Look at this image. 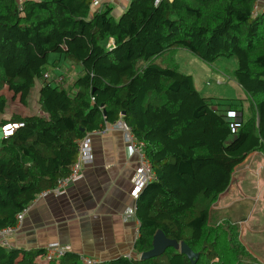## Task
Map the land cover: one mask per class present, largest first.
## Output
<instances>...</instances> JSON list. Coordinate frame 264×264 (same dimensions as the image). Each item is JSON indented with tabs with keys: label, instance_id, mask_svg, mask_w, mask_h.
<instances>
[{
	"label": "trees",
	"instance_id": "1",
	"mask_svg": "<svg viewBox=\"0 0 264 264\" xmlns=\"http://www.w3.org/2000/svg\"><path fill=\"white\" fill-rule=\"evenodd\" d=\"M257 1L130 0L116 17L92 0H0V113L8 106L4 87L27 106L41 83L40 113L0 121V229L15 226L19 213L71 174L79 140L122 121L156 175L134 205L139 256L162 230L199 254L195 264H262L239 241L238 224L215 227L214 210L235 168L264 154V10ZM178 49L209 65L235 59L231 75L247 98L202 95L178 69ZM62 65L76 71L70 82L55 75ZM8 123L23 125L4 135ZM46 247L0 244V264H84L73 252L40 259ZM94 264L192 262L170 247L151 259Z\"/></svg>",
	"mask_w": 264,
	"mask_h": 264
},
{
	"label": "crops",
	"instance_id": "2",
	"mask_svg": "<svg viewBox=\"0 0 264 264\" xmlns=\"http://www.w3.org/2000/svg\"><path fill=\"white\" fill-rule=\"evenodd\" d=\"M129 2L101 0V4L113 8L116 17L124 12ZM256 7L264 10V0H258ZM63 65L53 69L55 75L61 74L64 79L72 80L76 71L69 72ZM118 128L116 124L107 125L105 130L89 135L92 156L81 176L63 194L39 197L30 205L18 232L10 240L12 247L36 250L58 242L69 245L71 252L97 262L125 255L137 257L135 242L139 223L134 218H124L126 209L134 206L136 201L132 196V182L137 164ZM250 155L244 163L252 162L251 165L258 167L264 175V154L254 152Z\"/></svg>",
	"mask_w": 264,
	"mask_h": 264
},
{
	"label": "rangeland",
	"instance_id": "3",
	"mask_svg": "<svg viewBox=\"0 0 264 264\" xmlns=\"http://www.w3.org/2000/svg\"><path fill=\"white\" fill-rule=\"evenodd\" d=\"M175 54L178 69L183 73L192 75L194 83L202 95H213L217 98H224L223 100L245 96L246 92L234 81L233 75H231L236 69L235 59L220 58L214 65H209L185 49H178ZM65 71L67 72V70ZM67 81L70 82L71 80L67 79ZM64 82L66 83V81ZM40 86L41 83L37 80L27 98V106H24L4 87L1 93L6 96L8 106L3 114L0 113V121L11 118L15 114L40 113L37 103ZM118 129L123 134L124 144L133 152L138 167L139 155L128 145V138L122 129ZM251 164L250 161L247 163L243 161L237 167L230 188L220 195L214 204V210H217L215 227H218L219 223L223 224L226 220L234 222L235 225L238 224L239 241L258 261L264 264V175L258 170V167L256 168ZM234 184L235 189L233 190ZM132 196L135 198L134 186ZM136 256L139 257V254Z\"/></svg>",
	"mask_w": 264,
	"mask_h": 264
},
{
	"label": "built area",
	"instance_id": "4",
	"mask_svg": "<svg viewBox=\"0 0 264 264\" xmlns=\"http://www.w3.org/2000/svg\"><path fill=\"white\" fill-rule=\"evenodd\" d=\"M92 5L94 8L100 6L101 0H92ZM258 10V9H257ZM23 123L17 124H6L2 127L4 135L12 134L13 130L17 127L22 126ZM120 129L125 133L128 138V145L133 149V151L137 152L140 157L137 170L135 171L133 177V186L135 189V198L138 197L139 193L152 181L156 180V175L153 171L152 164L146 157L144 153V145L142 142L138 141L137 138L133 135L130 127L119 121L116 123ZM78 159L77 162L73 165L71 169V174L62 179L56 188L51 190H47L43 192L39 197L45 198L49 195L59 196L63 194L70 185L75 182L84 171L85 166L92 156V146L91 139L86 136L84 139L78 141ZM27 209L24 212H21L17 215V224L15 226H10L7 228L0 229V244L5 247H10V240L16 235L18 232V228L21 223L24 221L25 214ZM134 206H130L126 209L124 213V218L126 220L133 218L134 216ZM67 252H71V247L69 245H62L58 242H53L47 245L45 249V253L39 256L40 259L51 261L53 259H59L64 256ZM81 261L84 264H94L97 261L88 258L85 256H81Z\"/></svg>",
	"mask_w": 264,
	"mask_h": 264
},
{
	"label": "water",
	"instance_id": "5",
	"mask_svg": "<svg viewBox=\"0 0 264 264\" xmlns=\"http://www.w3.org/2000/svg\"><path fill=\"white\" fill-rule=\"evenodd\" d=\"M170 247L186 255L192 264H195L199 258V254L195 253L185 242H178L175 239H170L162 230H157L152 239L151 249L143 252L140 259L146 260L160 256Z\"/></svg>",
	"mask_w": 264,
	"mask_h": 264
},
{
	"label": "clouds",
	"instance_id": "6",
	"mask_svg": "<svg viewBox=\"0 0 264 264\" xmlns=\"http://www.w3.org/2000/svg\"><path fill=\"white\" fill-rule=\"evenodd\" d=\"M140 257V256H139Z\"/></svg>",
	"mask_w": 264,
	"mask_h": 264
}]
</instances>
